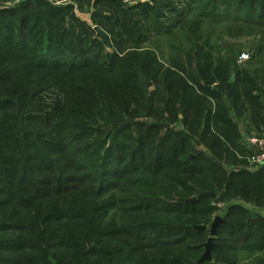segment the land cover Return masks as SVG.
I'll use <instances>...</instances> for the list:
<instances>
[{"label": "trees", "instance_id": "1", "mask_svg": "<svg viewBox=\"0 0 264 264\" xmlns=\"http://www.w3.org/2000/svg\"><path fill=\"white\" fill-rule=\"evenodd\" d=\"M134 1L0 0V264H264V0Z\"/></svg>", "mask_w": 264, "mask_h": 264}, {"label": "built area", "instance_id": "2", "mask_svg": "<svg viewBox=\"0 0 264 264\" xmlns=\"http://www.w3.org/2000/svg\"><path fill=\"white\" fill-rule=\"evenodd\" d=\"M128 4L136 3L134 0H124ZM250 59L248 52H241L236 59V63L243 64ZM240 145L243 147L245 155V167L249 170H256L264 165V133L261 135L250 134L242 137ZM241 157V156H240Z\"/></svg>", "mask_w": 264, "mask_h": 264}, {"label": "water", "instance_id": "3", "mask_svg": "<svg viewBox=\"0 0 264 264\" xmlns=\"http://www.w3.org/2000/svg\"><path fill=\"white\" fill-rule=\"evenodd\" d=\"M231 80H234V74H232L231 76ZM107 132L110 131V127H107ZM200 196H207L210 198H214L215 194L213 192H209V191H203V192H199ZM196 200L195 196H192L188 199L185 200V203H191L194 202ZM224 221L223 216L221 215H215L213 217V220L211 222V224L209 226L206 225H199V226H195V229L197 230H208L209 236L207 238V240L204 242L203 246H204V251L201 254V256L198 258L197 263L201 264L203 262H208L211 260V254H212V248L214 246V241H215V235L217 232V228L218 226Z\"/></svg>", "mask_w": 264, "mask_h": 264}, {"label": "rangeland", "instance_id": "4", "mask_svg": "<svg viewBox=\"0 0 264 264\" xmlns=\"http://www.w3.org/2000/svg\"><path fill=\"white\" fill-rule=\"evenodd\" d=\"M70 2V1H69ZM16 3H17V1H16ZM60 3H62V2H58V3H56V4H60ZM66 3H68V0H67V2ZM170 3L172 4V6H174V8H176L177 10H181V9H184V8H186V7H188V1H186V0H171L170 1ZM223 11V10H222ZM189 15V13L188 12H186V14L184 15L185 17H187ZM80 16H82V17H85L86 19H88V17H89V14H87V13H80ZM169 17L172 19V20H174V18H176V16L175 15H173V14H169ZM224 39H225V36H224ZM231 39H233V38H231ZM257 40H259V36H242V37H238L237 39H233V41H231V42H234V43H237V45H238V49L240 48V51H239V53L240 52H248L249 53V55H250V57L252 56V54H253V52H252V48H253V46H252V44L254 43H256L257 42ZM263 44H264V38H263ZM238 53V54H239ZM254 56H256V55H254ZM237 57V56H236ZM238 66H239V68H242L243 66H244V63L243 64H238V63H236ZM232 74H234V73H232ZM254 134V133H253ZM242 140V139H241ZM233 153V152H232ZM234 154H235V152H234ZM236 156L238 157V158H240V155L238 154V153H236ZM251 210L253 211V210H255V211H258V212H260V210L259 209H257V208H255V207H251ZM217 214H220V213H217ZM222 215V214H221Z\"/></svg>", "mask_w": 264, "mask_h": 264}, {"label": "crops", "instance_id": "5", "mask_svg": "<svg viewBox=\"0 0 264 264\" xmlns=\"http://www.w3.org/2000/svg\"><path fill=\"white\" fill-rule=\"evenodd\" d=\"M235 122L239 125L240 129L243 130L242 134H241V137H245V136H248L250 134H256L257 131L255 130V128L253 127H249L247 124L248 122L245 120L243 122L240 121V119H234ZM241 130V131H242ZM242 139V138H241ZM246 168V167H245ZM251 170V169H250ZM251 171H255V170H251ZM262 215H264V213L260 212Z\"/></svg>", "mask_w": 264, "mask_h": 264}]
</instances>
